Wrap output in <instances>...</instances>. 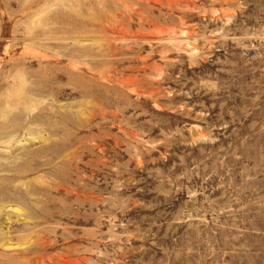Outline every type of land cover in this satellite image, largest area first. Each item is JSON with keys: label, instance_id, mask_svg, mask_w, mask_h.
I'll return each mask as SVG.
<instances>
[{"label": "rangeland", "instance_id": "obj_1", "mask_svg": "<svg viewBox=\"0 0 264 264\" xmlns=\"http://www.w3.org/2000/svg\"><path fill=\"white\" fill-rule=\"evenodd\" d=\"M5 118L0 232L44 264H264V0H0Z\"/></svg>", "mask_w": 264, "mask_h": 264}, {"label": "bare ground", "instance_id": "obj_2", "mask_svg": "<svg viewBox=\"0 0 264 264\" xmlns=\"http://www.w3.org/2000/svg\"><path fill=\"white\" fill-rule=\"evenodd\" d=\"M117 4V3H116ZM124 5V4H123ZM110 6V5H109ZM119 6V5H118ZM126 6V5H125ZM127 7V6H126ZM110 12V11H109ZM114 12V11H113ZM116 13V12H115ZM113 15V14H112ZM108 17V22L111 21V17ZM116 19V18H114ZM116 22V21H115ZM114 22V23H115ZM103 23V22H102ZM108 24V23H107ZM113 24V23H111ZM63 49V48H62ZM97 50V49H96ZM59 51V50H58ZM91 51V50H90ZM62 52V51H61ZM89 52V50H88ZM87 50L85 48H75V50H68L66 51L64 54H61L62 56H68L71 61H75L76 59H81L83 56H89L87 53ZM60 53V52H59ZM101 53V52H100ZM110 54V53H109ZM112 55V54H111ZM104 56V55H103ZM75 58V59H74ZM89 59V58H88ZM86 60V59H85ZM91 61V60H90ZM96 61V60H95ZM88 63V62H87ZM83 65V64H82ZM103 65V64H102ZM69 67V66H68ZM111 67V66H110ZM52 68V67H51ZM90 68V67H89ZM112 68V67H111ZM107 70V69H106ZM89 71V70H88ZM110 71V70H109ZM108 71V72H109ZM69 72L71 74H77V73H81V70L76 68V69H71L69 70ZM106 72V71H105ZM22 74V73H21ZM97 74V73H96ZM18 74H16L17 76ZM111 75V74H110ZM6 76V75H5ZM20 77V76H19ZM29 78V77H27ZM21 79V78H20ZM25 79V78H24ZM12 80V79H11ZM19 80V79H18ZM9 81V80H7ZM13 82V81H12ZM20 82V80L18 81V83ZM24 82V81H23ZM32 82V81H31ZM30 82V83H31ZM15 83V82H14ZM29 83V81L27 82ZM26 84V83H25ZM16 86H18L19 84H15ZM24 85V84H22ZM7 86V85H6ZM28 86V84H27ZM32 86V85H31ZM14 87V86H13ZM24 87V86H23ZM30 87V86H29ZM28 87V88H29ZM38 87V86H37ZM32 88L30 87V89H25L22 90L21 92H18L15 94V96L17 97V99H22L23 100V110H21V112L26 111L27 112H31L33 109H31L33 106H35V108H37V105H41L42 102L47 100V94H45L47 91H45L44 89H40V88ZM9 88V87H8ZM19 89H21V85L20 87H18ZM17 89V87H16ZM56 89V88H55ZM8 90V89H7ZM13 90V88H12ZM13 93V92H12ZM55 93V92H54ZM10 96V95H9ZM14 96V97H15ZM51 99V98H50ZM18 101V100H17ZM53 102V101H52ZM49 102V103H52ZM47 103V102H46ZM46 103H43L44 105ZM56 103V102H55ZM7 104V103H5ZM58 103H56L54 106H57ZM47 106L50 104H46ZM60 105V104H59ZM86 105V104H85ZM43 107V105H41ZM40 106V108H41ZM62 106V105H60ZM15 107V106H14ZM52 107V108H53ZM17 108V105H16ZM43 108H47L48 107H43ZM56 108V107H55ZM46 109V110H47ZM50 109V108H49ZM6 110V109H4ZM36 110V109H35ZM34 110V111H35ZM45 110V111H46ZM57 110V108H56ZM64 110V109H63ZM65 111V110H64ZM81 111V110H79ZM108 111V110H107ZM20 112V113H21ZM39 113H41L40 111H38ZM44 112V110L42 111ZM48 112V111H47ZM57 112V111H56ZM11 113V112H10ZM19 113V114H20ZM23 113L22 116L25 114ZM33 113V112H31ZM30 113V114H31ZM28 114V113H27ZM37 115V113L35 114ZM60 115V114H59ZM20 117V116H18ZM29 117V116H28ZM35 118H37L36 116H34ZM32 118V117H31ZM21 119H16V120H7V118L3 119L0 123V197H5L6 201L9 199H15V200H25L29 197L28 189H27V185H28V180H26L28 177H25V173L29 172L30 169H18L15 171L14 175H8V174H1L2 171H10V165L13 163V156H12V147H14L17 144H22L26 143L27 139L25 138L26 134L30 135V132H28L32 127L31 125L28 124H33L35 121H29V120H23V121H19ZM37 121V119H36ZM28 122V124H27ZM28 125L27 127L25 125ZM36 126V125H35ZM24 130V137H20L21 135V131ZM23 133V132H22ZM57 138V137H56ZM26 139V140H25ZM33 139V138H32ZM29 140V139H28ZM38 140V139H37ZM49 140V139H48ZM28 142V141H27ZM31 142V140H29V143ZM16 147V146H15ZM18 147V146H17ZM16 147V149H17ZM29 148V147H28ZM15 149V148H14ZM13 149V150H14ZM26 150V149H25ZM23 151V148H22ZM26 153V152H25ZM24 153V154H25ZM69 156V155H68ZM20 158V157H19ZM23 158V157H22ZM21 158V159H22ZM43 161V160H42ZM45 165V164H44ZM42 166V165H41ZM48 169V168H47ZM63 169V168H62ZM12 173V172H11ZM10 173V174H11ZM34 174V173H33ZM31 175V174H30ZM40 175V174H39ZM38 175V176H39ZM43 175V174H42ZM51 176V175H50ZM34 180V179H33ZM61 181V180H60ZM76 181V180H75ZM33 182V181H32ZM7 185V186H6ZM25 186V190L26 193L25 195H23V192H21L20 188ZM29 186V185H28ZM64 187H66L65 185H63ZM65 189V188H64ZM68 190V189H67ZM70 192V191H68ZM80 192V191H79ZM74 193V192H73ZM87 193V192H86ZM86 195V194H85ZM21 198V199H20ZM4 199V198H3ZM1 201V200H0ZM15 202V201H14ZM1 204V203H0ZM6 204V203H5ZM17 205V204H16ZM31 206V205H30ZM6 206H4L5 208ZM8 207V206H7ZM9 209L10 212H21V217L22 215L25 217V219H30V215L27 211H24L25 214L23 213V209H21L20 207L17 206H11ZM52 212V211H51ZM33 216V215H32ZM72 217V216H71ZM20 218V216H19ZM58 222V221H57ZM43 232V231H42ZM50 241V240H49ZM50 247V246H49ZM40 250V249H38ZM37 250V251H38ZM47 250V249H46ZM48 253V252H47ZM49 254V253H48ZM56 254V253H55ZM59 255V254H58ZM51 256V255H49ZM48 256V257H49ZM45 257V256H44ZM47 257V258H48ZM20 258H22L23 260H21ZM46 258V257H45ZM20 259V260H19ZM44 258H43V253L39 254L36 251H32L29 252L27 247L22 245V244H12L9 243L8 240L6 239V237L3 235L2 232H0V264H44ZM81 259H70L68 256H59L57 257L55 260H52L51 258L48 259L47 264H81Z\"/></svg>", "mask_w": 264, "mask_h": 264}]
</instances>
